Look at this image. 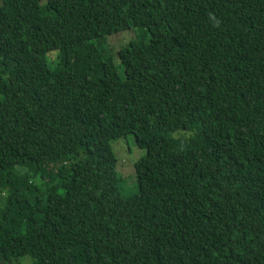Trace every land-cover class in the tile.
Instances as JSON below:
<instances>
[{"label":"trees","instance_id":"1","mask_svg":"<svg viewBox=\"0 0 264 264\" xmlns=\"http://www.w3.org/2000/svg\"><path fill=\"white\" fill-rule=\"evenodd\" d=\"M0 195V264H264V0H0Z\"/></svg>","mask_w":264,"mask_h":264},{"label":"rangeland","instance_id":"2","mask_svg":"<svg viewBox=\"0 0 264 264\" xmlns=\"http://www.w3.org/2000/svg\"><path fill=\"white\" fill-rule=\"evenodd\" d=\"M38 33L43 42L45 50L48 55L49 62H53L56 56V48L53 41L49 38L46 33L45 27L43 25L38 27ZM132 31H125L118 34H113L108 36L106 45L103 48V52H107L108 50L113 54H116L120 48L128 45L133 38ZM120 74L122 76V67H119ZM15 78V75L12 76L11 79ZM192 136V132L189 130L179 131L171 135H159L154 134V151H164L168 144H171L175 147H184L187 148L190 146L191 141L190 138ZM111 150L116 159V172L119 183V192L121 196H130L137 192L138 186L136 182V176L134 173V163L138 161L141 157H143L147 152L145 150L138 149L134 143L133 137L127 136L124 138L116 139L111 142ZM84 157V152L79 150L73 156L69 158L66 165L67 167L72 162H75ZM59 166H55L49 168L47 171V180H52L56 177L57 170ZM22 179L27 177V174H22L20 176ZM2 195H0V201H2ZM23 222L31 226L32 222L27 219L28 210H24ZM7 264V263H6ZM9 264H32L31 261L27 258L19 259L16 261H12Z\"/></svg>","mask_w":264,"mask_h":264}]
</instances>
